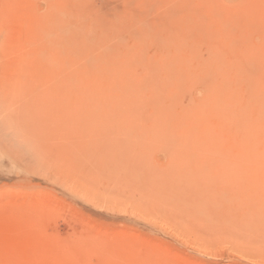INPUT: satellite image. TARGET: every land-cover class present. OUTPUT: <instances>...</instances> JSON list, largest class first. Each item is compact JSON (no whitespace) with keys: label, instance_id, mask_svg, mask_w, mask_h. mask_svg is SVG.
Listing matches in <instances>:
<instances>
[{"label":"rangeland","instance_id":"obj_1","mask_svg":"<svg viewBox=\"0 0 264 264\" xmlns=\"http://www.w3.org/2000/svg\"><path fill=\"white\" fill-rule=\"evenodd\" d=\"M261 102L264 0H0V264H264Z\"/></svg>","mask_w":264,"mask_h":264},{"label":"bare ground","instance_id":"obj_2","mask_svg":"<svg viewBox=\"0 0 264 264\" xmlns=\"http://www.w3.org/2000/svg\"><path fill=\"white\" fill-rule=\"evenodd\" d=\"M237 4L239 5V3H237ZM86 6H87V5H86ZM87 7H88V6H87ZM88 8H89V7H88ZM89 9H90V8H89ZM55 10H57V9H55ZM61 10H62V9H61ZM92 10H93V9H92ZM85 11H87V10H85ZM56 12H57V11H56ZM88 12H89V11H88ZM88 12H87V13H88ZM90 12H91V11H90ZM62 13H63V12H62ZM85 14H86V13H85ZM61 15H62V14H61ZM61 15H60V16H61ZM89 15H90V14H89ZM91 15H92V14H91ZM51 17H52V15H51ZM92 17H93V16H92ZM54 18H56V17H54ZM58 18H59V17H58ZM55 20H56V19H55ZM55 20H54V21H55ZM61 20H62V19H61ZM56 24H57V23H56ZM101 25H102V24H101ZM67 26H68V25H67ZM101 27H103V26H101ZM82 30H83V29H82ZM82 32H84V34L81 33V32H79V37H80V34L85 35V31H82ZM83 35H81V36L83 37ZM65 36H66V35H65ZM87 36H88V38H89L90 40L92 39V37H91L90 34L87 35ZM76 37H78V36L76 35ZM79 37H78V38H79ZM60 38H61V37H60ZM67 38H68V37H67ZM107 38H108V37H107ZM62 40H63V39H62ZM66 41H67V40H66ZM78 41H79V40H78ZM86 41L88 42L89 40L86 39ZM91 41H92V40H91ZM73 42H74V41H73ZM73 42H72V43H73ZM89 42H90V41H89ZM89 45H90V44H89ZM92 45H94V44L92 43ZM79 54H80V53H79ZM102 58H103V56H102ZM82 61H83V60H82ZM85 61H86V60H85ZM85 61H84V62H85ZM47 62H48V61H47ZM84 62H82V64H83ZM51 64L53 65V63H51ZM86 64L88 65L87 68H89V69H90V68H91V69H99V68L101 69V68H103L102 66H99V63L97 64V61L93 60L91 57L88 58V61H87ZM86 64H85V65H86ZM100 64H101V63H100ZM171 64H172V63H171ZM58 65H59V64H58ZM72 65H73V64H72ZM70 67H71V66H70ZM91 69H90V70H91ZM71 70H72V69H71ZM83 71H84V70H83ZM93 71H94V70H93ZM101 71H103V69H102ZM84 72H85V71H84ZM104 73H105V72H104ZM73 74H74V73H73ZM83 74H84V73H83ZM100 75H102V73H101ZM71 76H72V75H71ZM97 78H98V77H97ZM92 79H93V78H92ZM69 83H70V82H69ZM94 83H95V82H94ZM58 84H59V83H58ZM71 85H72V84H71ZM71 85H70V86H71ZM137 85H140V84H137ZM137 85H136V86H137ZM92 86H93V85H92ZM138 87H140V86H138ZM138 87H137V88H138ZM64 88H65V87H64ZM145 89H146V88H145ZM97 90H98V89H97ZM92 92H93V91H92ZM89 93H90V92H89ZM62 94H63V93H62ZM78 94H79V93H78ZM92 94H94V93H92ZM96 95H97V94H96ZM78 96H79V95H78ZM215 96H216V93H213L212 98H214ZM78 98H79V97H78ZM93 98H94V97H93ZM63 99H64V98H63ZM79 100H80V98H79ZM64 102H65V101H64ZM68 104H69V103H68ZM68 104H67V105H68ZM69 106H70V104H69ZM258 108L264 110V104H263L262 102H261V104L259 103V104H258ZM217 111H219V110H217ZM217 113H218V112H217ZM221 113H222V112H221ZM90 114H91V112H90ZM92 114H93V112H92ZM225 118H226V117H225Z\"/></svg>","mask_w":264,"mask_h":264}]
</instances>
